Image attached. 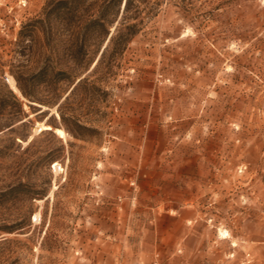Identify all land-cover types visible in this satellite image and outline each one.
<instances>
[{
  "label": "rangeland",
  "instance_id": "1",
  "mask_svg": "<svg viewBox=\"0 0 264 264\" xmlns=\"http://www.w3.org/2000/svg\"><path fill=\"white\" fill-rule=\"evenodd\" d=\"M94 13L0 0V264H264V0L162 4L110 71Z\"/></svg>",
  "mask_w": 264,
  "mask_h": 264
},
{
  "label": "trees",
  "instance_id": "2",
  "mask_svg": "<svg viewBox=\"0 0 264 264\" xmlns=\"http://www.w3.org/2000/svg\"><path fill=\"white\" fill-rule=\"evenodd\" d=\"M190 1L191 0H125L124 7L122 8L123 0H58V15L74 16L84 11L85 6L93 7L95 13L78 26L79 32L81 35L92 34L104 41L108 40L93 70H98L101 65L104 64V69L110 71L118 57L126 50L129 42L140 32L145 19L144 15H153L156 9L168 2H174L176 6L179 7H186L187 4H190ZM145 9L149 11L146 13L144 11ZM109 51H111V55L107 59V53ZM105 59L107 61H105ZM59 74L62 73L59 72L58 75ZM38 75L39 73L32 75L28 80H35ZM87 80V77L78 80L76 86L85 83ZM17 89L25 99L35 104L44 105L48 103L35 98L18 80ZM7 91L12 104L19 108L14 118L17 119L23 115L21 104L12 90L8 89ZM29 106L32 108V105ZM9 192L10 191L7 193ZM4 194L5 192L1 193L0 196ZM4 227H6L4 231L7 233L13 231L10 226Z\"/></svg>",
  "mask_w": 264,
  "mask_h": 264
},
{
  "label": "water",
  "instance_id": "3",
  "mask_svg": "<svg viewBox=\"0 0 264 264\" xmlns=\"http://www.w3.org/2000/svg\"><path fill=\"white\" fill-rule=\"evenodd\" d=\"M124 3H125V0H123V3H122V8L124 7ZM122 10V9H121ZM108 41V40H107Z\"/></svg>",
  "mask_w": 264,
  "mask_h": 264
}]
</instances>
